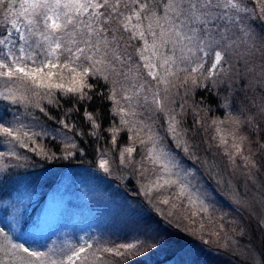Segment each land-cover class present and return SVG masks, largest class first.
<instances>
[{"label":"snow or ice","instance_id":"snow-or-ice-1","mask_svg":"<svg viewBox=\"0 0 264 264\" xmlns=\"http://www.w3.org/2000/svg\"><path fill=\"white\" fill-rule=\"evenodd\" d=\"M257 77L264 87V0H0V101L23 109L0 117V171L29 161L17 149L68 160L94 144L97 169L135 179L167 225L232 255L259 233L246 264H264V97L251 116L235 107L237 82L247 90ZM8 207L0 264H121L170 243L146 224L154 238L34 250L13 233L27 240L47 213L28 227L31 198Z\"/></svg>","mask_w":264,"mask_h":264},{"label":"trees","instance_id":"trees-1","mask_svg":"<svg viewBox=\"0 0 264 264\" xmlns=\"http://www.w3.org/2000/svg\"><path fill=\"white\" fill-rule=\"evenodd\" d=\"M240 67L243 71V64H241ZM252 75L253 74H249V76ZM236 87L239 91V98L235 105L237 110L244 109V117L255 114L256 110L251 107L252 104L254 102L257 104L260 103L262 97H264V87L260 86L258 77L257 82L252 88L244 90L241 88L239 82H237ZM194 99L199 102L201 96L196 94ZM204 99L207 100V94H205ZM191 102L190 100L189 103ZM177 103H179V98H177ZM211 107L213 108V114L216 115H220L224 111L216 104L211 105ZM22 110L23 109L19 105H12L6 101H0V117L4 118L6 121H10L14 114ZM185 119L187 123L191 125L192 116L188 115ZM257 120H259V117H257ZM255 131V128H253V139L259 140L260 137L255 135ZM161 134H163L162 131ZM200 139L201 137H197L196 142L200 143ZM45 142L53 151H58L55 147V142L51 138H47ZM84 147L86 149V155H77L68 160H45L34 156L32 153H27L23 149H17L22 155H27L30 159L27 162H21L18 167L0 171V204L13 201L17 197H30L32 210L30 211L31 218L28 220V226L31 225L35 221L33 219L37 216L36 214L43 208L48 199L53 197L57 187H60L64 182L75 183L79 178L76 172L80 171L82 173L86 170H96L97 173L100 172L95 163L97 155L96 145H84ZM99 147L104 148L106 145L100 142ZM202 149L203 145H201V153H203ZM0 150H6V148L0 146ZM255 150L257 149L254 146V151ZM208 155H211V153ZM213 158L218 163L220 162L219 156ZM6 162L16 164L14 160ZM74 169H77L75 172H72L74 174L66 175L67 178L62 180L64 178H62V173ZM70 179H73L72 182ZM127 183L131 184L129 181ZM92 186L99 191V194H96L100 196L102 203H105L102 206L103 211H99V218L92 226V232L89 233L91 239L89 242L93 243L95 247H99V245L102 244L105 246H114L119 243L132 242L136 239L143 240L145 236L154 238L157 233L147 230L146 224L152 225L153 229L158 227L159 231L163 233V235H160L159 239L156 240L157 244L170 238V243L166 247L150 251L141 249L142 254L123 260L121 264H165L173 260L178 253L181 252L177 251V249H189L186 245H183L186 240L184 237H181V233L162 221L152 208L139 195L134 193L132 186H122L120 191H116L115 187L110 184L102 187L101 181L96 182V184L92 183ZM112 204L113 206L115 204V206L114 209L110 211L107 205L112 206ZM117 204L120 205V208ZM0 227H5V230H8L3 218H0ZM13 236L14 238L18 237L15 233H13ZM51 241L49 237L46 239H37L35 241L25 240V238L22 237L17 238V242H25L28 247H35L36 249L41 248L40 250H46V246L50 245ZM192 250V264H222L220 261L212 259L210 253L203 249L193 248ZM107 261L108 264H115L114 258L112 257H108Z\"/></svg>","mask_w":264,"mask_h":264},{"label":"rangeland","instance_id":"rangeland-1","mask_svg":"<svg viewBox=\"0 0 264 264\" xmlns=\"http://www.w3.org/2000/svg\"><path fill=\"white\" fill-rule=\"evenodd\" d=\"M160 130L163 132L162 129ZM200 154L203 156L205 153L200 152ZM209 158L214 159L212 155H209ZM76 170L77 169L70 171L67 170L62 173V178L64 177L62 180H65L67 178L66 175L74 174L72 172H75ZM122 171L127 172V170ZM76 174L79 177L76 180L77 182L75 181L76 184L64 182V184H62L60 187H57L56 191L53 194V197L48 199L43 208H41V210L36 214L37 216H35V219L33 220H36L38 217H40L42 213H47L45 226L41 229L40 232L35 233L30 238H28L29 241L46 239L49 237L52 241L51 244L47 245L46 247H60L65 243L78 245L84 241L91 240L89 233L92 232V226L99 218L100 212L103 211L102 206L103 204H105L102 203V200L98 195L99 191L92 186V183L96 184V182L101 181L102 187L110 184L115 187L116 191H120V189H122V186L130 185L133 187L132 189L137 195V185L135 179H132V181L130 182L131 184H128V180L113 178L105 175L102 172L97 173L96 170H86L82 173L78 171L76 172ZM119 175L120 170H117V168L114 167L113 176ZM72 180L73 179H70L71 182ZM89 181H91L92 183ZM240 183L242 184V181H240ZM140 197L144 200L142 196ZM19 199L21 198L17 197L13 201H8L6 203L0 204V218H3L5 223L7 222L11 214V208H9L8 205ZM217 200L219 202L218 206L221 213L230 211V205L227 204L222 196H218ZM117 205L120 208V205ZM114 206L113 204L112 206L107 205V208L108 210L112 211L114 209ZM31 225H29L28 227H31ZM226 227L231 230L230 225L226 224ZM24 231H27V228H25ZM15 234H17L18 237L25 238L24 235L21 234V232H16ZM181 237H184V239L186 240L183 245H186V247L189 249H185L179 252L173 260L165 264H181V262H183V264H192L193 248H200L209 252L212 256V259L220 261L222 264H246V261L249 258V252L247 251V249L254 248L256 250V255L258 256V250L261 243L260 234L255 233V239L252 244L245 245L244 243H242L239 248L235 249V251L239 252L240 255H232L230 252L224 251L216 247L215 245L207 246L202 244L197 237L188 236L184 233H181ZM103 246L105 245H99V247ZM31 248L34 250L36 249L35 247ZM185 253H187V255H185Z\"/></svg>","mask_w":264,"mask_h":264}]
</instances>
